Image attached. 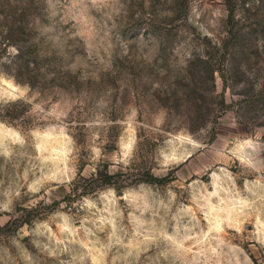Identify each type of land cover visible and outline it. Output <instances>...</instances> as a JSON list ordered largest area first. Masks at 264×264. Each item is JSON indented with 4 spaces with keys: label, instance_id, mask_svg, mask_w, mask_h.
Wrapping results in <instances>:
<instances>
[{
    "label": "rangeland",
    "instance_id": "obj_1",
    "mask_svg": "<svg viewBox=\"0 0 264 264\" xmlns=\"http://www.w3.org/2000/svg\"><path fill=\"white\" fill-rule=\"evenodd\" d=\"M0 264H264V0H0Z\"/></svg>",
    "mask_w": 264,
    "mask_h": 264
}]
</instances>
